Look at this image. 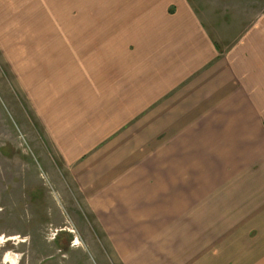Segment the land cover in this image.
I'll return each instance as SVG.
<instances>
[{
  "label": "crops",
  "instance_id": "0c3cea01",
  "mask_svg": "<svg viewBox=\"0 0 264 264\" xmlns=\"http://www.w3.org/2000/svg\"><path fill=\"white\" fill-rule=\"evenodd\" d=\"M76 4L68 60L20 80L95 227L124 264H153L149 244L161 264H264V46L225 50L189 0ZM160 202L187 215L183 258L153 240L179 223Z\"/></svg>",
  "mask_w": 264,
  "mask_h": 264
},
{
  "label": "rangeland",
  "instance_id": "374dc122",
  "mask_svg": "<svg viewBox=\"0 0 264 264\" xmlns=\"http://www.w3.org/2000/svg\"><path fill=\"white\" fill-rule=\"evenodd\" d=\"M189 2L225 50L240 40L255 39L264 46V0ZM61 5L60 0H0V264H124L108 235L95 227L70 172L60 167L20 80L36 82V75L48 80L46 71L68 60L61 56L67 48L61 39H74L77 4ZM167 173L172 181L176 172ZM159 204L179 223L160 230L153 240H160L174 258H183L184 238L190 237L187 215L182 218L173 203ZM149 247V259L160 258ZM159 258L153 264H161Z\"/></svg>",
  "mask_w": 264,
  "mask_h": 264
}]
</instances>
